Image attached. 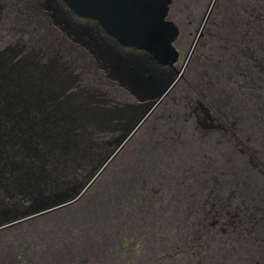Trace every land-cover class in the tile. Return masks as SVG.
Instances as JSON below:
<instances>
[{"label": "flooded vegetation", "instance_id": "af4514ba", "mask_svg": "<svg viewBox=\"0 0 264 264\" xmlns=\"http://www.w3.org/2000/svg\"><path fill=\"white\" fill-rule=\"evenodd\" d=\"M195 7L171 0L177 58L161 65L96 23L77 32L75 20L95 21L62 0L18 6L47 29L26 47L93 46L120 79V233L148 243L120 264H264V0Z\"/></svg>", "mask_w": 264, "mask_h": 264}, {"label": "rangeland", "instance_id": "374dc122", "mask_svg": "<svg viewBox=\"0 0 264 264\" xmlns=\"http://www.w3.org/2000/svg\"><path fill=\"white\" fill-rule=\"evenodd\" d=\"M192 1L196 5L194 11L200 14L210 0ZM21 2L0 0V50L9 45H24L29 31L35 36L47 31L24 24L23 7L18 9ZM75 22L79 33L84 28L95 27L94 22ZM107 44L109 52L115 50L113 43ZM91 49L96 48L75 44L70 49H44L40 62L57 72L56 86L72 90L75 105L85 102L86 112L92 109L96 113L95 119H86L76 128L80 139L88 145L87 159L92 161L111 149L109 145L120 135V79L111 73L103 58L95 57ZM116 56L120 57V51ZM71 178V182L63 183L59 188L65 189L81 180L80 174ZM59 188L49 187L44 191L48 194L41 196L37 191L30 192L27 194L30 200L18 196L14 189L9 193L0 189V223L19 217L48 199L51 201L61 193ZM140 230L143 234L150 232L148 228ZM124 233H120L119 149L76 202L0 229V264H120V253L125 255L133 252L130 248L141 246L143 249L148 245L127 236L128 231ZM140 234L138 239H141ZM120 242H124L123 248Z\"/></svg>", "mask_w": 264, "mask_h": 264}, {"label": "trees", "instance_id": "16d2710c", "mask_svg": "<svg viewBox=\"0 0 264 264\" xmlns=\"http://www.w3.org/2000/svg\"><path fill=\"white\" fill-rule=\"evenodd\" d=\"M43 53L25 45L0 50V189L4 193L14 189L30 200V192L48 194L47 188L58 189L74 174H80L81 180L59 188L56 198L0 226L29 220L71 199L120 145L119 135L106 153L87 159L88 145L76 128L86 119H95L96 113L86 112L85 102L75 105L72 90L56 86L58 74L41 64Z\"/></svg>", "mask_w": 264, "mask_h": 264}, {"label": "water", "instance_id": "95a60500", "mask_svg": "<svg viewBox=\"0 0 264 264\" xmlns=\"http://www.w3.org/2000/svg\"><path fill=\"white\" fill-rule=\"evenodd\" d=\"M77 17L95 21L119 45L142 50L161 65L172 64L177 58L173 42L177 26L166 19L171 0H62ZM117 149L96 171L91 180L68 202L32 216L51 211L82 195L101 173ZM23 219L0 226L20 222Z\"/></svg>", "mask_w": 264, "mask_h": 264}]
</instances>
